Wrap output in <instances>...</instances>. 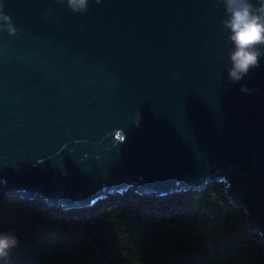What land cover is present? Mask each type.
Masks as SVG:
<instances>
[{"label": "water", "instance_id": "95a60500", "mask_svg": "<svg viewBox=\"0 0 264 264\" xmlns=\"http://www.w3.org/2000/svg\"><path fill=\"white\" fill-rule=\"evenodd\" d=\"M4 10L16 32L0 30L3 192L70 210L132 188L167 198L222 181L264 241V59L229 81L218 0Z\"/></svg>", "mask_w": 264, "mask_h": 264}, {"label": "trees", "instance_id": "16d2710c", "mask_svg": "<svg viewBox=\"0 0 264 264\" xmlns=\"http://www.w3.org/2000/svg\"><path fill=\"white\" fill-rule=\"evenodd\" d=\"M222 181L167 198L132 188L84 209L8 195L0 230L20 238L5 264H264V241Z\"/></svg>", "mask_w": 264, "mask_h": 264}, {"label": "clouds", "instance_id": "9594fccd", "mask_svg": "<svg viewBox=\"0 0 264 264\" xmlns=\"http://www.w3.org/2000/svg\"><path fill=\"white\" fill-rule=\"evenodd\" d=\"M74 11L83 13L90 0H64ZM99 2V0H97ZM224 8L221 21L228 33L231 48L228 52V79L239 83L264 59V0H218ZM6 0H0V30L7 29L10 34L16 32L12 17L5 9ZM240 91L248 94L251 89L242 84ZM141 117L137 114L136 123ZM20 243L15 230H0V264H5L12 249Z\"/></svg>", "mask_w": 264, "mask_h": 264}]
</instances>
